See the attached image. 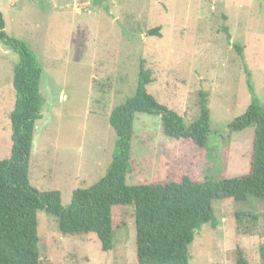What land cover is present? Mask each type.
<instances>
[{"label":"rangeland","instance_id":"374dc122","mask_svg":"<svg viewBox=\"0 0 264 264\" xmlns=\"http://www.w3.org/2000/svg\"><path fill=\"white\" fill-rule=\"evenodd\" d=\"M0 15L5 33L24 42L42 68L29 182L58 191L63 208L73 190L104 177L114 144L108 119L134 93L140 61L151 73L148 94L186 125L199 114L200 92L207 95L212 134L203 150L165 137L159 116L136 115L127 184L247 174L253 128L229 133L227 126L250 105L243 64L264 107V0H0ZM153 29L159 37L148 34ZM17 62L0 43V160L11 152ZM212 208L219 224L194 237L190 264H236L238 250L247 264H264V202ZM114 220L115 246L102 252L94 234L63 237L56 219L39 212V264H137L133 209L114 211Z\"/></svg>","mask_w":264,"mask_h":264},{"label":"trees","instance_id":"16d2710c","mask_svg":"<svg viewBox=\"0 0 264 264\" xmlns=\"http://www.w3.org/2000/svg\"><path fill=\"white\" fill-rule=\"evenodd\" d=\"M0 15V43L18 57L13 70L15 102L9 115L10 157L0 160V264H39L38 213L56 219L63 237L94 234L102 252L115 246L117 225L114 211L131 207L135 227L137 264H190L189 248L203 226L219 224L212 205L231 200L264 202V107L260 105L245 64V85L250 105L245 113L228 124L229 133L253 128L247 174L213 181L193 180L128 185L131 169L133 125L136 115L160 117L162 134L174 141L188 140L208 150L212 134L210 111L205 93L200 92L197 118L186 125L183 117L160 105L147 92L151 73L140 61L134 93L110 113L108 123L114 132L111 161L105 175L88 188L73 190L68 206L61 205L58 191H38L29 182V162L36 124L42 119L44 99L40 93L42 68L28 46L9 37ZM227 40L229 33L222 28ZM148 34L159 37L158 29ZM243 61V49L233 44ZM244 216L237 213V217ZM253 219H255L253 217ZM236 264H247L237 251Z\"/></svg>","mask_w":264,"mask_h":264}]
</instances>
